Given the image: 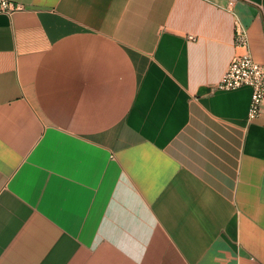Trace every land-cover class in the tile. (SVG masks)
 <instances>
[{
  "label": "crops",
  "instance_id": "obj_1",
  "mask_svg": "<svg viewBox=\"0 0 264 264\" xmlns=\"http://www.w3.org/2000/svg\"><path fill=\"white\" fill-rule=\"evenodd\" d=\"M0 264H264V0H10Z\"/></svg>",
  "mask_w": 264,
  "mask_h": 264
},
{
  "label": "built area",
  "instance_id": "obj_2",
  "mask_svg": "<svg viewBox=\"0 0 264 264\" xmlns=\"http://www.w3.org/2000/svg\"><path fill=\"white\" fill-rule=\"evenodd\" d=\"M232 5L235 0H229ZM20 10L10 0H0V13L13 14ZM236 42L244 52L236 56L217 84L220 90H236L242 87L252 89L249 119L260 116L264 105V66L256 62L250 51L248 34L239 22H236Z\"/></svg>",
  "mask_w": 264,
  "mask_h": 264
}]
</instances>
